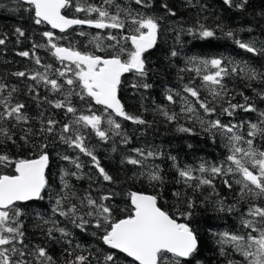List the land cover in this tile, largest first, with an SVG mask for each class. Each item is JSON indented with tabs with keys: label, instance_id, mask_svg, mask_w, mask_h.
Masks as SVG:
<instances>
[{
	"label": "trees",
	"instance_id": "obj_1",
	"mask_svg": "<svg viewBox=\"0 0 264 264\" xmlns=\"http://www.w3.org/2000/svg\"><path fill=\"white\" fill-rule=\"evenodd\" d=\"M86 2L101 5L103 0H86ZM238 3L240 0H233L232 5L226 4L224 0H145L143 4H137L136 0H114V4L109 8L110 11L115 12V6L119 5L120 9L124 10L121 11L122 18H126V12H131L138 18L139 15L161 18L159 20L161 28L156 46L145 53L149 71L144 82L151 84L152 87L133 88V83H141V78L135 73H127L122 77L118 91L125 110L132 115L141 116L148 121V124L138 125L117 118L123 132L129 138L127 144L121 142L122 136H113L108 141H101L90 129L81 128L82 134L87 137L86 145L93 149L101 166L113 177V182H108L99 175L90 157L63 143L59 138L62 125L75 119L72 113H66L65 109L54 106L55 101L65 99L68 86L65 85L61 92H54L50 86L38 84L28 76L17 77L14 73L24 71L30 75L36 71L44 72L43 66L51 65L48 69L49 77L59 79V82L63 83L64 78L56 75L57 70H61L63 65L52 55L50 47L47 46V38L42 35L43 32L52 31L56 37H62L56 41L59 45L74 46L82 52H93L107 57L112 54L111 51L102 52L96 48L93 37L97 34L107 36L109 33L117 36L126 35L127 25L124 30L74 26L61 33L54 31L48 24L36 25L32 6L22 0H0V39L6 40L4 45H0V83L9 86L2 96L7 97L12 86H15L17 90L12 93L11 104L23 103L24 112L28 117L26 123L0 120V128L9 129L10 133L14 134L13 140H15V143H12L0 136V152L7 153L16 160L34 159L40 154L39 145L47 144L46 151L49 154V166L46 172L49 187L42 193L43 199L17 203V207L24 213L20 220L23 223L24 246H26L17 244L18 248L24 247L27 253H31L37 246L46 248L54 264H69V261L75 260L78 255L88 256L91 264H103L104 256L110 252H114L119 257L118 264H138L123 253L105 245L100 239L101 230L96 229L92 224L87 226V230H81L75 227L70 219L53 214L54 199L63 190L61 175L66 171L77 174L66 176L65 179L78 197L90 192L94 199L99 200L102 195L115 193L111 201L106 202L114 207L115 219H122L132 214L131 192L161 194L159 206L179 223H189L197 232L198 251L193 257L185 259L182 264H228L230 260L234 264H244V258L230 245L223 246L225 254L222 255L221 245L217 243L218 237L214 234L224 231L246 233L248 230L241 226L242 217L246 216L250 205L264 206V198L249 194L241 198V185L236 184L232 177L213 178L208 173L203 174L213 179L215 185L213 190L208 185L196 188L197 181H192V186L189 187L183 183L178 173V168L191 166L196 169L202 162L219 164L229 155V150L225 147L226 139L219 132H208L207 124L202 126L201 120L207 122L218 118L222 123H243L239 134L246 139L250 138L247 136L249 122L264 121V117L260 116V113L264 112V79L262 78L249 80L242 75L226 77L224 83L228 96L215 102L217 112L212 115H206L202 109H199V105L195 104L194 98L184 91L185 85L195 86L200 91L202 99H211L208 92L201 87L200 77L186 70L192 67L188 63L191 57L198 59L223 57L237 63L244 62L258 73H264V55L249 53L235 43L236 39L243 42L255 41V46L260 47V43L264 42V15H262L264 0H247L243 9L235 6ZM165 4L175 15L170 14L163 7ZM64 14L81 19L86 15L76 13L72 9L65 10ZM90 18H96V14H91ZM200 25L215 30L216 36L200 39L188 33V29H196ZM16 28H21L25 35L19 36L15 31ZM228 31H232L235 38H229L226 35ZM110 43L113 42L103 41L104 46ZM34 45H45L34 50V54L41 58V65H36L31 56L22 57L18 54L22 51L33 52ZM122 45L127 51L131 50L130 41H123ZM127 51L122 59H127ZM172 51H176L178 55L172 57ZM30 88L32 91H29ZM169 90L173 92L176 103L166 99ZM78 93L80 87H75L69 97L72 106L78 109L77 115L81 112L89 114V106L97 114L103 111V106L96 105L91 100L86 103L80 99ZM176 93L179 95H175ZM185 96L195 104L198 115L181 111L185 107L181 97ZM245 97L248 98L249 103L254 104L256 111L245 112L237 109L231 117L222 113L221 109L228 107L229 98L231 103L244 104ZM161 109L176 113L177 119L169 121L162 114ZM2 111L3 106L0 105V112ZM48 119L57 121L55 131L51 134L41 132L42 126H46ZM180 127L191 128L192 132L179 131ZM29 129L31 131H28ZM25 135L28 138L27 142L21 139ZM254 147L264 151V137L258 135L254 140ZM137 148L145 152L158 151L163 155L149 158L144 167L131 165L126 162V158L130 156L140 158L134 152ZM63 156L78 158L82 168L76 169L71 161L64 160ZM170 157H175V163ZM156 166L161 170L162 186L157 182H150L146 175ZM141 172L145 175L141 176ZM0 174H15L14 168L0 167ZM194 174L201 175L199 172ZM224 179H228L232 184L231 189L223 183ZM174 192H179L181 195L174 196ZM189 199L195 201L196 206L193 209H188L186 206ZM218 201H222L225 207L232 206L233 211H218ZM70 203L78 204V200L69 194L64 203L65 209ZM86 211L87 208L82 209V212ZM186 211H192L190 218L181 215ZM45 220L59 221L58 226L65 228L71 235L61 237L59 232L54 231L52 238H49L47 229L52 225L45 224ZM25 259L31 261V264H39L33 255H27Z\"/></svg>",
	"mask_w": 264,
	"mask_h": 264
},
{
	"label": "snow or ice",
	"instance_id": "obj_2",
	"mask_svg": "<svg viewBox=\"0 0 264 264\" xmlns=\"http://www.w3.org/2000/svg\"><path fill=\"white\" fill-rule=\"evenodd\" d=\"M144 2L145 0H136L137 4ZM224 2L228 5L233 4V0H224ZM26 3L32 6L36 25L48 24L61 32H65L74 25L117 30H124L126 25L128 27V34L126 35L117 36L109 33L107 36L97 34L93 37L96 48L102 52L111 51L112 54L107 57L93 52H82L74 46L59 45L56 41L62 37H56L52 31L43 32L42 35L47 38V46L50 47L52 55L63 65V68L57 70L56 73L57 77L64 78L63 83L59 82V79L49 77L48 69L51 68V65H44V72L36 71L30 75L24 71L14 73L17 77L28 76L38 84L43 83L45 87L50 86L54 92H61L65 85L68 86L65 99L55 101L54 106L58 109H65L66 113H72L75 119L62 125L59 138L63 143L90 157L104 181L113 182V177L101 166L93 149L86 145L87 137L82 134L81 128L90 129L101 141H108L113 136H122L121 142L127 144L129 138L123 132L122 125L117 118H123V120L138 125L148 124V121L141 116L132 115L125 110L118 97V91L121 85V77L125 73H135L141 78V83H133V88L148 89L152 87L151 84L144 82L149 71L146 66L145 53L156 46L161 28L159 23L161 18L142 15H139L138 18L131 12H126V18H122L121 11L124 10L120 9L119 5L115 6V12L109 10L114 4V0H103L101 5L88 4L86 0H26ZM246 3L247 0H240V3L235 6L243 9ZM163 7L170 14L175 15L171 9H168L167 4ZM67 9H72L76 13H85V18L69 17L64 14ZM93 13L96 14L94 19L90 18ZM15 31L19 36L25 35L21 28H16ZM187 31L193 37L200 39L216 36L215 30L203 25ZM80 34L84 35V33ZM226 35L229 38H235L232 31H228ZM104 40L113 43L104 46ZM123 41L131 42L130 51L123 47ZM5 43V39H0V45ZM235 43L249 53L264 55V42L260 43V47L255 46V41L243 42L236 39ZM44 46L34 45L33 52L22 51L18 54L22 57L31 56L36 65H41V58L34 54V50L36 47ZM126 51L127 59H122ZM177 55L176 51L171 52L172 57ZM188 63L192 67L186 70L192 71L200 77L201 87L208 92L211 99H202L200 91L195 86L185 85L184 91L194 98L195 104H198L199 109H202L206 115L215 114L217 112L214 106L215 102L228 96L224 83L226 77L242 75L249 80L264 79V73H258L246 63H237L223 57L210 59L191 57L188 59ZM75 87H80V93L77 95L81 100L86 103L88 100L94 101L96 105L103 106V111L97 114L89 106V114L81 112L77 115L78 109L72 106L69 99ZM8 88V85L0 83V105L3 106V111L0 112V120L7 119L15 120L16 123H26L28 117L24 112L25 105L23 103L11 104L12 93L17 90L15 86H12L7 97L2 96ZM29 91L32 89L30 88ZM175 95H179V93ZM166 99L171 103H176L171 90L167 92ZM181 100L185 104L182 112L198 115L195 104L188 100L187 96L181 97ZM227 103L228 107L222 108L221 111L230 117L234 115L237 109L245 112L257 110L254 104L248 102L247 97H245L244 104L231 103L230 98ZM161 111L169 121L177 119L176 113H169L163 109ZM260 116L264 117V112H261ZM200 123L202 126L207 124L206 130L208 132H219L226 139L225 147L228 148L229 155L225 161L219 164L202 162L196 169L191 166L178 168L183 183L191 187V182L197 181L196 188L208 185L215 190L213 179L207 178L203 174L208 173L213 178L218 176L221 178L232 177L236 184L241 185V198L245 194L264 198V151L254 147L255 138L258 135L264 137V126H262L264 121L249 122L247 136L250 138L247 139L239 134V129L243 127V123H222L218 118L207 122L201 120ZM56 124L57 121L48 119L46 126H42L41 132L53 133ZM178 130L192 132V129L187 127H180ZM13 135L9 129L0 128V136L15 143ZM21 139L27 142V135ZM39 148L40 154L34 159L16 160L7 153L0 152V167L14 168L15 172L12 175L0 174V264H31V261L25 259L27 255H33L39 264H54L53 258L48 254L46 248L37 246L31 253L25 252V233L23 223L20 220L24 213L17 207V202L43 199L42 193L49 187V180L46 176V169L49 166V154L46 151L48 145L42 144L39 145ZM134 152L140 158L130 156L126 158V162L140 167H144L149 158L163 155L158 151L145 152L140 148L134 149ZM62 158L71 161L76 169L82 168L78 158L69 156ZM170 159L175 163V157H170ZM160 171L159 167L156 166L154 169H150L146 175L150 182L154 181L162 186L163 177L160 175ZM195 172H199L201 175H195ZM69 175L76 176L77 174L65 171L61 175L63 190L54 199V215L58 214L70 219L71 223L81 230H87V226L92 224L96 229L101 230L100 239L105 245L134 258L138 264H182L185 258L193 257L197 253L199 248L197 232L189 223H178L172 215L159 206L158 201L162 198L161 194L148 195L141 192H131L132 214L122 219H115L114 207L110 203H106L111 201L115 193L102 195L99 200L94 199L90 192L83 197H78L65 179ZM140 175L143 176L145 173L141 172ZM223 183L229 189L232 188L228 179H224ZM69 194L76 197L78 204L70 203L65 209L64 203ZM173 195L179 197L181 193L174 192ZM186 206L188 209H193L196 206L195 201L189 199ZM84 208H87L88 211L82 212ZM217 210L232 212L233 207H225L222 201H218ZM192 214V211L181 213V215L189 218ZM44 223H51L52 225L47 229L49 238H52L54 231L59 232L61 237L71 235L65 228L58 226L59 221L45 220ZM241 226L248 231L244 234L229 231L214 234L218 237L217 243L221 245V254H225L223 246L230 245L244 258V264H264V206L250 205L246 216L241 219ZM253 233L256 234L253 235ZM68 242L71 243V241ZM17 244L24 247L18 248ZM118 260L119 257L114 252H110L104 256L103 264H118ZM69 264H91V261L88 256L78 255L75 260L69 261ZM228 264H234V262L230 260Z\"/></svg>",
	"mask_w": 264,
	"mask_h": 264
},
{
	"label": "water",
	"instance_id": "obj_3",
	"mask_svg": "<svg viewBox=\"0 0 264 264\" xmlns=\"http://www.w3.org/2000/svg\"><path fill=\"white\" fill-rule=\"evenodd\" d=\"M23 2H25L26 3V0H22ZM27 4V3H26ZM50 26V28H52L51 27V25H49ZM74 26H86V27H90V26H88V25H74ZM73 26V27H74ZM90 28H94V27H90ZM53 29V28H52ZM54 31H57V32H61L59 29H53ZM67 30H69V29H67ZM66 30V31H67ZM65 31V32H66ZM61 33H63V32H61ZM151 50V49H150ZM149 51V50H148ZM127 73H125L124 75H126ZM123 75V76H124ZM122 76V77H123ZM122 77H121V79H122ZM118 97H119V92H118ZM120 99V98H119ZM121 101V100H120ZM46 172H47V169H46ZM144 194H146V193H144ZM148 195H150V194H148ZM36 200H38V199H34V200H32V201H36ZM32 201H25V202H17V203H27V202H32ZM178 222V221H177ZM179 223V222H178ZM114 250V249H113ZM116 251H118L119 252V250H116ZM124 255H126L127 256V254H125V253H123ZM128 257V256H127ZM129 258H131L132 260H134V258H132V257H129ZM190 258V257H189ZM189 258H185V259H189ZM135 261V260H134ZM136 262V261H135ZM138 263V262H137Z\"/></svg>",
	"mask_w": 264,
	"mask_h": 264
}]
</instances>
